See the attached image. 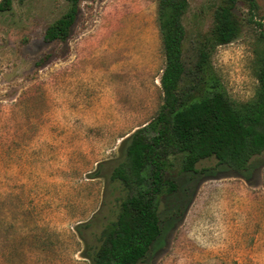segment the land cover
Returning <instances> with one entry per match:
<instances>
[{
  "label": "rangeland",
  "instance_id": "1",
  "mask_svg": "<svg viewBox=\"0 0 264 264\" xmlns=\"http://www.w3.org/2000/svg\"><path fill=\"white\" fill-rule=\"evenodd\" d=\"M219 1L188 0L185 54L211 30ZM157 3L80 1L64 42L43 35L66 0H15L0 13V264H90L85 240L97 246L132 193L110 177L121 141L163 100ZM258 5L251 14L236 4L240 34L210 58L234 104L258 85ZM181 157L168 160L179 188L160 198L162 233L141 264H264V152L240 172L214 157L181 172Z\"/></svg>",
  "mask_w": 264,
  "mask_h": 264
},
{
  "label": "trees",
  "instance_id": "2",
  "mask_svg": "<svg viewBox=\"0 0 264 264\" xmlns=\"http://www.w3.org/2000/svg\"><path fill=\"white\" fill-rule=\"evenodd\" d=\"M14 1L0 0V13L10 11ZM66 1L67 10L45 29L47 42L69 37L83 0ZM238 2L251 14L259 8L258 0H220L211 30L194 42L191 54H185L183 17L188 0H158L156 21L165 62L160 76L163 100L149 122L121 141V158L110 177L132 193L120 201L116 218L100 231L99 244H88L77 229L86 242L83 256L90 264H141L148 256L162 233L160 198L179 188L166 172L171 155L182 156L180 171L185 173L196 172L195 165L211 157L240 172L264 152V50L254 96L237 104L227 96L210 60L217 46L240 34L234 12Z\"/></svg>",
  "mask_w": 264,
  "mask_h": 264
}]
</instances>
